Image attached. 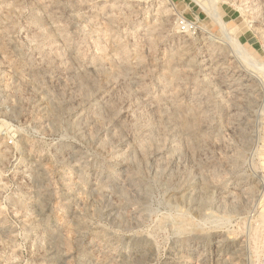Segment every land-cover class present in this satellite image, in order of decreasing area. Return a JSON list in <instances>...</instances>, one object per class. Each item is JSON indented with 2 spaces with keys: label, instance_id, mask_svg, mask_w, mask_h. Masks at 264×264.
I'll list each match as a JSON object with an SVG mask.
<instances>
[{
  "label": "rangeland",
  "instance_id": "1",
  "mask_svg": "<svg viewBox=\"0 0 264 264\" xmlns=\"http://www.w3.org/2000/svg\"><path fill=\"white\" fill-rule=\"evenodd\" d=\"M258 65L264 0H0V264H264Z\"/></svg>",
  "mask_w": 264,
  "mask_h": 264
},
{
  "label": "bare ground",
  "instance_id": "2",
  "mask_svg": "<svg viewBox=\"0 0 264 264\" xmlns=\"http://www.w3.org/2000/svg\"><path fill=\"white\" fill-rule=\"evenodd\" d=\"M217 11V10H216ZM216 14L218 15V12H216ZM216 15V16H217ZM217 18L218 19H216V21L218 22V24L220 25V28L222 29V31L224 32V34H225V38H227L230 42H232V44L235 46V47H237L238 49H239V51L241 52V55H242V57H241V55H240V57L241 58H243L244 60H246V61H251L250 63H255V65H256V61H254L253 60V58L252 57H250V54L241 46V44L238 42V40L234 37V36H232V34H230L228 31H227V28H226V26H225V23H224V21H222L220 18H219V16H217ZM237 52V51H236ZM258 64V63H257ZM258 67H260V69L262 70V73H263V71H264V65H258ZM257 77V76H256ZM255 78V77H254ZM262 78H264V76L262 77ZM264 80V79H263ZM264 214V213H263ZM262 214V215H263ZM263 217V219H264V215L262 216Z\"/></svg>",
  "mask_w": 264,
  "mask_h": 264
},
{
  "label": "built area",
  "instance_id": "3",
  "mask_svg": "<svg viewBox=\"0 0 264 264\" xmlns=\"http://www.w3.org/2000/svg\"><path fill=\"white\" fill-rule=\"evenodd\" d=\"M178 29L181 33H187L194 30V24L186 22L183 19L178 21Z\"/></svg>",
  "mask_w": 264,
  "mask_h": 264
}]
</instances>
